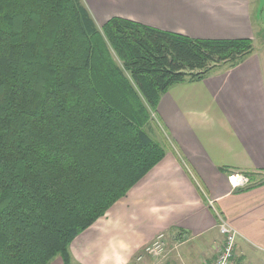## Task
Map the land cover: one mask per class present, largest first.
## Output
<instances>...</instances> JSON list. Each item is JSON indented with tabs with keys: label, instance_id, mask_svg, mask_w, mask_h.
Listing matches in <instances>:
<instances>
[{
	"label": "trees",
	"instance_id": "16d2710c",
	"mask_svg": "<svg viewBox=\"0 0 264 264\" xmlns=\"http://www.w3.org/2000/svg\"><path fill=\"white\" fill-rule=\"evenodd\" d=\"M251 51L121 16L98 27L81 0H0V264H71V240L164 156L160 95Z\"/></svg>",
	"mask_w": 264,
	"mask_h": 264
},
{
	"label": "crops",
	"instance_id": "0c3cea01",
	"mask_svg": "<svg viewBox=\"0 0 264 264\" xmlns=\"http://www.w3.org/2000/svg\"><path fill=\"white\" fill-rule=\"evenodd\" d=\"M81 1L97 26L121 16L191 37L249 38L252 51L160 95L150 134L164 156L71 240V264H209L222 241L220 218L237 234L234 263L264 264V29L257 0ZM232 174L248 181L232 184ZM159 232L165 253L138 259Z\"/></svg>",
	"mask_w": 264,
	"mask_h": 264
},
{
	"label": "built area",
	"instance_id": "2783aa9c",
	"mask_svg": "<svg viewBox=\"0 0 264 264\" xmlns=\"http://www.w3.org/2000/svg\"><path fill=\"white\" fill-rule=\"evenodd\" d=\"M232 184L247 182L248 178L244 175H229ZM218 230L222 235V241L217 245L216 256L209 264H235L233 261V249L235 245L236 231L224 219L220 218L217 224ZM184 237L176 239L175 247L182 242ZM179 246V245H178ZM166 236L164 232H159L156 236L143 247V254L138 255L140 259L143 255L161 256L165 253ZM264 250V247H263Z\"/></svg>",
	"mask_w": 264,
	"mask_h": 264
},
{
	"label": "rangeland",
	"instance_id": "374dc122",
	"mask_svg": "<svg viewBox=\"0 0 264 264\" xmlns=\"http://www.w3.org/2000/svg\"><path fill=\"white\" fill-rule=\"evenodd\" d=\"M257 3L259 5L258 10L256 11L257 21H258L259 24L262 25V27L264 29V0H257ZM98 27H100V26H98ZM263 33H264V31H263ZM114 58L116 59V56L115 55H114ZM212 71H210L209 73H211ZM151 136L154 137V134H152Z\"/></svg>",
	"mask_w": 264,
	"mask_h": 264
}]
</instances>
